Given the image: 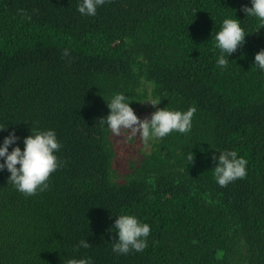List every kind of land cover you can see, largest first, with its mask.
I'll return each mask as SVG.
<instances>
[{
	"label": "trees",
	"instance_id": "16d2710c",
	"mask_svg": "<svg viewBox=\"0 0 264 264\" xmlns=\"http://www.w3.org/2000/svg\"><path fill=\"white\" fill-rule=\"evenodd\" d=\"M77 3L0 0V141L15 130L22 149L39 128L61 145L43 191L0 171V264H264V26L242 11L250 0H105L95 16ZM225 17L246 36L220 68L210 34ZM145 85L159 108L195 107L192 127L117 170L99 119L117 92L134 109ZM225 149L246 175L221 187L211 157ZM119 213L150 226L142 251H112Z\"/></svg>",
	"mask_w": 264,
	"mask_h": 264
},
{
	"label": "clouds",
	"instance_id": "9594fccd",
	"mask_svg": "<svg viewBox=\"0 0 264 264\" xmlns=\"http://www.w3.org/2000/svg\"><path fill=\"white\" fill-rule=\"evenodd\" d=\"M105 0H78L77 11L82 16H95L97 8L104 4ZM245 15L253 16L264 26V0H250V6H242ZM218 49L216 64L220 68L227 66L229 57L235 52L244 40L245 31L241 27L240 20L235 17H225L219 24L218 29L210 34ZM68 50L63 52L67 56ZM253 66L261 74H264V48L253 55ZM160 101H152L155 108L149 117H138L130 101L122 92L114 93L106 104L108 114L101 117V125H106L114 134H120L121 130H130L139 133L145 147L150 146L149 141L163 138L169 133L176 131L186 133L191 130L192 118L196 111L195 107L187 110L170 109L167 107H155ZM7 125H0V131L5 130ZM15 130L9 131L0 141V171L6 170L9 175L7 184H11L17 191L26 195H33L37 191L47 188V180L52 172L59 166L56 152L61 145L53 129L41 130L33 128L29 134L23 137V148L16 145L19 140ZM11 150L9 151V146ZM213 154L215 162L213 175L217 184L221 187L228 183L243 178L246 175L247 161L239 157L234 150H223ZM193 155H188L191 162ZM116 238L111 242L112 251L116 254H128L130 251L140 252L147 247V237L150 226L141 222L135 215L129 213L115 214L112 227ZM79 246L88 248L89 243L83 239ZM65 264H91V259L82 257L79 259L68 258Z\"/></svg>",
	"mask_w": 264,
	"mask_h": 264
},
{
	"label": "rangeland",
	"instance_id": "374dc122",
	"mask_svg": "<svg viewBox=\"0 0 264 264\" xmlns=\"http://www.w3.org/2000/svg\"><path fill=\"white\" fill-rule=\"evenodd\" d=\"M140 92V99H138L137 106L133 110L138 117L143 119L149 117L155 108L151 105V102L154 101L151 95V88L145 85ZM155 107L158 106L156 105ZM112 139L117 146L115 166L117 170L121 171L126 169L131 157L138 158L148 151L153 141H149L150 146L145 147L144 141L139 133H132L130 130H121L118 135L113 133Z\"/></svg>",
	"mask_w": 264,
	"mask_h": 264
}]
</instances>
